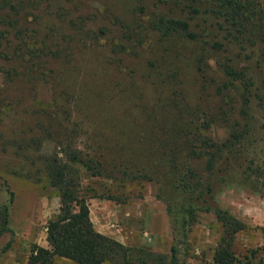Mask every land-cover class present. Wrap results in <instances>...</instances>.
Returning a JSON list of instances; mask_svg holds the SVG:
<instances>
[{
  "label": "rangeland",
  "instance_id": "obj_1",
  "mask_svg": "<svg viewBox=\"0 0 264 264\" xmlns=\"http://www.w3.org/2000/svg\"><path fill=\"white\" fill-rule=\"evenodd\" d=\"M256 1L262 19L245 17L241 26L231 28L225 15L211 12L210 0H196L194 7L199 5L200 11L192 18L189 0H0V205L10 206L12 229L0 238V264H24L33 244H47L46 226L58 212L60 198L40 155L60 151L61 126L86 121L92 138L79 137L80 143L102 140L111 144L102 150L106 158L134 163L155 162L160 151L151 138L137 134L142 126L134 132L119 121L150 125L164 121L167 113L178 121H212L209 133L223 139L227 132L218 121L233 120L241 106L235 87L222 94L218 89L229 80L223 66L230 65L252 82L254 116L246 121H256L261 142L264 107L258 98L264 95V33L254 23L264 21V0ZM160 17L189 20L198 36L164 37L152 22ZM48 35L64 50L57 61L51 56L41 60L44 70H54L55 87L26 72L31 46L25 41L40 45ZM49 121H56L51 137L41 128ZM35 136H42L40 145L33 142ZM81 172L98 231L169 256L172 245L184 239L159 196L166 193L161 183L96 178L83 168ZM215 186L216 203L248 225L236 237V253L264 247V196L242 177ZM8 188L15 193L13 202ZM109 194L122 201L107 198ZM221 235L215 215L201 214L187 233L179 264H215ZM260 255L264 258V250Z\"/></svg>",
  "mask_w": 264,
  "mask_h": 264
},
{
  "label": "trees",
  "instance_id": "obj_2",
  "mask_svg": "<svg viewBox=\"0 0 264 264\" xmlns=\"http://www.w3.org/2000/svg\"><path fill=\"white\" fill-rule=\"evenodd\" d=\"M166 1L182 3L185 0ZM195 1L189 0V4H186L187 7H192L194 14L191 18L200 11L199 5L194 7ZM210 1L214 6L211 12L225 15L228 27L241 26L247 21L245 17H248V20L257 17L262 19L259 2L256 0ZM152 22L164 37L176 33L193 39L198 36L192 30L190 21L186 19L160 17ZM258 23H254L256 30L264 33V21L260 22V25ZM46 38L40 45H30L25 41L28 47L31 46V49L26 51V54H29L26 59V72L32 79L43 78L55 87L52 74L54 70H44L45 66L41 60L45 56H51L57 61L64 54V50L52 41L51 35ZM200 63V71L204 72L203 63ZM223 68L229 80L219 84L220 94L235 87L239 90L238 100L241 103L233 120L225 117L224 121H218L227 132L223 139H217L209 133L212 121H178V118L173 119L170 117L172 115L167 113L164 121H152L150 125L148 121H119L130 126L129 130L132 128L134 132L142 126L137 134L151 138L153 145L160 151L156 154L158 157L153 159L155 162L134 163L125 162L121 158H106L102 150L111 144L102 140L96 144H86L82 141L80 143L77 140L79 137L89 140L92 138L86 121H73L70 127H59L61 133L57 141L62 144L60 151L40 155V159L43 160L50 186L60 198V207L46 226L48 246L33 244L24 264H179V253L186 242L187 233L203 213L214 214L221 226L222 235L213 255L215 264H264V258L260 255L264 247L250 248L243 255L236 253V237L245 231L248 225L216 203L215 184L238 180L241 177L244 183L264 196V135L258 144L256 121H246L247 118L252 120L254 116L250 90L252 82L246 79L242 70L230 65ZM60 77L59 74L58 80L61 84L63 77ZM258 100L259 105L264 107V95L259 94ZM224 108L222 106V109ZM223 112L227 115L225 109ZM54 122L56 121L42 125V134L51 137ZM41 139L42 136H35L33 142L40 145ZM260 146L261 149L258 150ZM119 148L123 149L124 146L121 144ZM250 148H253V151H250ZM81 168L96 178L117 179L121 176L122 180L130 177L139 181L161 183L160 188L166 193L159 196L165 201L168 212L174 217L184 236L183 240L172 245L171 255L142 246L127 245L98 231L91 218V194L87 193L90 190H85L82 185ZM10 192L13 202L15 193L11 190ZM106 197L122 201L115 195L109 194ZM9 223L10 206L0 205V238L12 231ZM262 230L264 233V227ZM8 246L10 243L3 250Z\"/></svg>",
  "mask_w": 264,
  "mask_h": 264
},
{
  "label": "crops",
  "instance_id": "obj_3",
  "mask_svg": "<svg viewBox=\"0 0 264 264\" xmlns=\"http://www.w3.org/2000/svg\"><path fill=\"white\" fill-rule=\"evenodd\" d=\"M101 232V231H100ZM103 233V232H102ZM46 241H47V238H46ZM42 246H48V241H47V244L46 245H42Z\"/></svg>",
  "mask_w": 264,
  "mask_h": 264
}]
</instances>
